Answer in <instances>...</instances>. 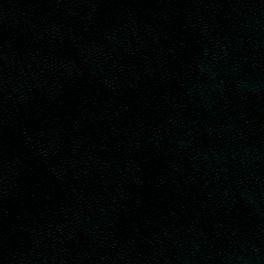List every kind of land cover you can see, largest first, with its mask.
Wrapping results in <instances>:
<instances>
[{"label": "water", "instance_id": "water-1", "mask_svg": "<svg viewBox=\"0 0 264 264\" xmlns=\"http://www.w3.org/2000/svg\"><path fill=\"white\" fill-rule=\"evenodd\" d=\"M0 264H264V0H0Z\"/></svg>", "mask_w": 264, "mask_h": 264}]
</instances>
